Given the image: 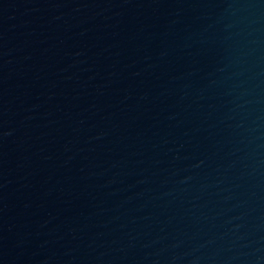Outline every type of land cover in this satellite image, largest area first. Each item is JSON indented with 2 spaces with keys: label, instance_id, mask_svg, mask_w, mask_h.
Listing matches in <instances>:
<instances>
[{
  "label": "water",
  "instance_id": "95a60500",
  "mask_svg": "<svg viewBox=\"0 0 264 264\" xmlns=\"http://www.w3.org/2000/svg\"><path fill=\"white\" fill-rule=\"evenodd\" d=\"M0 264H264V0H37Z\"/></svg>",
  "mask_w": 264,
  "mask_h": 264
}]
</instances>
